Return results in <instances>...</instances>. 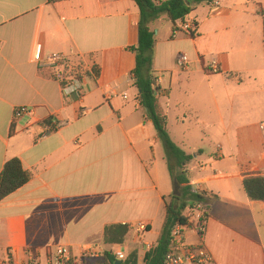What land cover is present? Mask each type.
<instances>
[{"label": "crops", "instance_id": "0c3cea01", "mask_svg": "<svg viewBox=\"0 0 264 264\" xmlns=\"http://www.w3.org/2000/svg\"><path fill=\"white\" fill-rule=\"evenodd\" d=\"M139 21L134 0H0V172L17 158L31 174L0 202V260L11 253L13 264H47L59 247L76 255L99 247L105 259L111 250H137L145 264L157 245L175 182L135 84L129 49L139 44ZM187 21L195 37L174 36L182 23L166 15L151 24L152 75L170 136L193 156L187 177L210 200L203 238L190 228L187 241L202 239L217 264H264V200H251L244 187L264 178V7L215 0ZM53 54L66 56L65 72L86 74L81 100L64 97L48 64ZM180 54L189 69L178 66ZM213 59L218 73L208 71ZM20 107L29 112L16 119ZM54 120L62 126L47 134L44 123ZM139 223L149 228L142 236ZM116 224L130 226L127 240L107 245L105 229ZM130 236L145 249L130 251Z\"/></svg>", "mask_w": 264, "mask_h": 264}, {"label": "trees", "instance_id": "16d2710c", "mask_svg": "<svg viewBox=\"0 0 264 264\" xmlns=\"http://www.w3.org/2000/svg\"><path fill=\"white\" fill-rule=\"evenodd\" d=\"M63 0H48L55 3ZM140 9L139 21V44L129 50L136 56V67L133 75L136 79V87L139 91L140 105L145 109L147 117L152 121L158 137L163 144L170 174L174 182L179 185V195L172 196L167 203V217L161 237L154 247L145 255V264H164L166 254L169 251L170 235L178 224L188 225L185 216L187 209L202 204L206 211V218L210 217V200L200 194L191 184L187 177V165L193 156L186 154L171 138L166 113L157 97L154 89L155 78L153 77V62L155 57L156 33L151 24L163 15H166L173 24L185 23L187 17L201 4H212L215 0H134ZM192 37L195 33H190ZM92 73L99 78V67L94 66ZM50 126L49 122L44 123ZM31 180V174L24 170L19 159L8 161L0 172V202L25 186ZM246 193L251 200H264V178H250L244 182ZM149 231V228H148ZM130 232L129 225L116 224L106 227L105 243L107 245H123ZM204 233H200L203 238ZM109 258V255H106ZM107 258L104 259L106 262ZM117 262L111 258V264ZM123 264H138V251L130 253Z\"/></svg>", "mask_w": 264, "mask_h": 264}, {"label": "built area", "instance_id": "2783aa9c", "mask_svg": "<svg viewBox=\"0 0 264 264\" xmlns=\"http://www.w3.org/2000/svg\"><path fill=\"white\" fill-rule=\"evenodd\" d=\"M180 32L195 33L196 25L193 22L186 21L174 29L173 35L175 36ZM35 61L38 63L43 62L42 45L37 46ZM66 62V56L63 54H53L48 57V64L55 71L54 79L60 83L64 97L81 100L85 94L86 85L84 79L86 74L79 69L65 72L62 69ZM177 64L180 68L186 70L190 68L191 61L186 54H180ZM207 68L210 73L220 72V65L216 59H213ZM159 83L160 79L156 78L153 88L158 89L156 95L160 98L162 91L159 88ZM28 112V108L20 107L15 111V118L19 119ZM61 126L62 124L59 121L54 120L52 125L45 127L46 132L49 134L58 130ZM260 128L264 137V122L261 123ZM185 216L189 223L185 226L178 224L173 229L169 240V251L166 254L164 264H217L214 256L202 239L197 244H190L187 241V231L190 228H193L199 236L206 229L208 219L206 218L204 206L197 204L194 208L187 209ZM147 230V225L144 223H139L135 229L138 236L144 235ZM108 254L116 262H125L128 259L126 253L122 250H111ZM103 257H105V254L99 247L85 249L81 255H76L68 247H59L49 253L47 264H111L110 258L104 262L105 258ZM0 264H13L12 254L9 253L5 260H0ZM25 264H42V262L38 258H33Z\"/></svg>", "mask_w": 264, "mask_h": 264}, {"label": "rangeland", "instance_id": "374dc122", "mask_svg": "<svg viewBox=\"0 0 264 264\" xmlns=\"http://www.w3.org/2000/svg\"><path fill=\"white\" fill-rule=\"evenodd\" d=\"M261 1V4H262V7H264V0H260ZM213 145L211 144L210 146H208L207 147V153H208V150L210 151L211 150V147H212ZM204 160V159H203ZM129 241H128V247H129V250L131 251V250H133L134 248H138V249H140V250H144L145 249V246H144V244H143V241L141 240L140 242L139 241H137V243H134L133 242V237L132 236H130L129 237Z\"/></svg>", "mask_w": 264, "mask_h": 264}, {"label": "water", "instance_id": "95a60500", "mask_svg": "<svg viewBox=\"0 0 264 264\" xmlns=\"http://www.w3.org/2000/svg\"><path fill=\"white\" fill-rule=\"evenodd\" d=\"M179 195V185L177 182L174 183V196ZM116 264H122V262H117Z\"/></svg>", "mask_w": 264, "mask_h": 264}]
</instances>
